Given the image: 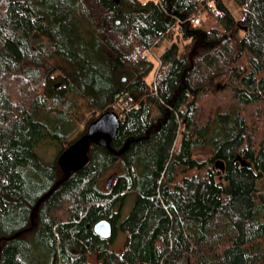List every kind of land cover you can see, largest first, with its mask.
Listing matches in <instances>:
<instances>
[{
	"label": "trees",
	"instance_id": "obj_1",
	"mask_svg": "<svg viewBox=\"0 0 264 264\" xmlns=\"http://www.w3.org/2000/svg\"><path fill=\"white\" fill-rule=\"evenodd\" d=\"M233 1L239 18L211 0L196 25L195 0H0V264H264V0ZM122 89L138 107L80 168L36 153Z\"/></svg>",
	"mask_w": 264,
	"mask_h": 264
},
{
	"label": "water",
	"instance_id": "obj_2",
	"mask_svg": "<svg viewBox=\"0 0 264 264\" xmlns=\"http://www.w3.org/2000/svg\"><path fill=\"white\" fill-rule=\"evenodd\" d=\"M117 114L111 110L102 111L87 125L86 134L71 142L58 156L57 162L63 172L80 168L87 159L88 141L108 146L117 132L120 124ZM215 165L223 168L220 161ZM114 173L106 179V187L111 184ZM93 230L103 238H108L112 232V225L107 219H100L93 224ZM101 264V263H97Z\"/></svg>",
	"mask_w": 264,
	"mask_h": 264
},
{
	"label": "rangeland",
	"instance_id": "obj_3",
	"mask_svg": "<svg viewBox=\"0 0 264 264\" xmlns=\"http://www.w3.org/2000/svg\"><path fill=\"white\" fill-rule=\"evenodd\" d=\"M141 1H145V0H141ZM223 1L225 2L227 7L229 8V10L233 13L234 17L239 18L240 17L239 6L233 0H223ZM200 24L201 25H207V24L211 25V24H215V22L210 20L209 18H207L204 15V12H202ZM169 42L170 41L168 40L167 37H163L158 41L157 45H155L154 47L151 48L152 54H149V57L151 58V60L153 62V66H154V69L152 72L153 81L155 79L156 73L162 67V65H160V62H159V58H160L159 54L166 46H168ZM125 90L126 89H122L121 91H125ZM80 127H84V124L80 123ZM66 145H67L66 142L57 143L51 137L47 136V137L43 138L40 142L37 143V145L35 146V151L45 161H53L58 157V155H59L58 150L61 148V146H66ZM202 156H204V154H202ZM112 172H113V169L109 168L104 173V176L100 181V185L102 186V188H104L106 179L110 175V173H112ZM134 199H135V193H130L126 196L124 203H123V206L121 208V216L122 217H124L130 211L132 204L134 202ZM125 237H126L125 232H123L121 229L117 228L115 231L113 240L110 243L109 247L113 250L121 249L123 246V242L125 240ZM39 258H41V255H34V253H32L30 255V260L35 261V260H39ZM42 258H43V261H46L48 258V254H45V256H43ZM89 260L92 261L93 264H97L99 262V260L95 259L94 255L90 256Z\"/></svg>",
	"mask_w": 264,
	"mask_h": 264
},
{
	"label": "built area",
	"instance_id": "obj_4",
	"mask_svg": "<svg viewBox=\"0 0 264 264\" xmlns=\"http://www.w3.org/2000/svg\"><path fill=\"white\" fill-rule=\"evenodd\" d=\"M195 1L198 4L197 10L191 16L180 21L189 20L193 24L196 25L200 24L203 9L206 5H208L211 2V0H195ZM177 21H179V19H177ZM151 48L152 46L146 49V52L148 54H152ZM159 62L161 65L160 58H159ZM138 105L139 102L133 94L129 93L127 90L119 91L114 94L113 101L110 104V108H111L110 110L115 112L120 120H123L128 109L130 107H138Z\"/></svg>",
	"mask_w": 264,
	"mask_h": 264
}]
</instances>
